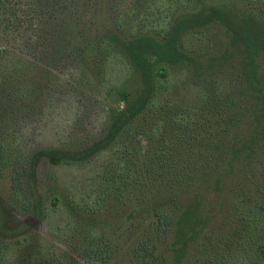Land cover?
I'll list each match as a JSON object with an SVG mask.
<instances>
[{
	"label": "trees",
	"instance_id": "16d2710c",
	"mask_svg": "<svg viewBox=\"0 0 264 264\" xmlns=\"http://www.w3.org/2000/svg\"><path fill=\"white\" fill-rule=\"evenodd\" d=\"M32 1L42 18L56 0ZM225 1L183 0V13L160 35H126L115 25L99 36L93 50L104 48L107 64L123 62L140 89L116 90L123 106L91 145L28 158L29 175L42 159L98 165L81 196H64L67 220L50 234L75 263L264 264V21ZM8 2L0 0V13ZM176 68L197 87L189 104L169 98ZM101 156L106 161L97 164ZM22 183L16 177L13 187ZM60 202L52 197V212ZM37 207L31 203V214L40 219Z\"/></svg>",
	"mask_w": 264,
	"mask_h": 264
},
{
	"label": "rangeland",
	"instance_id": "374dc122",
	"mask_svg": "<svg viewBox=\"0 0 264 264\" xmlns=\"http://www.w3.org/2000/svg\"><path fill=\"white\" fill-rule=\"evenodd\" d=\"M32 2L9 0L0 13V264H77L50 234L67 220L64 196L70 191L81 196L98 165L54 166L42 159L29 175L26 162L36 150L91 145L102 136L110 112L123 106L116 90L126 87L136 94L140 89L135 76H126L123 62L111 58L107 64L104 48L93 50L99 36L115 25L126 35L163 34L186 5L183 0H93L88 6L81 0H56L40 18ZM192 2L200 7L222 0ZM225 2L242 16L253 13L264 21V0ZM196 93L186 70L176 68L169 98L189 104ZM105 161L101 156L96 162ZM16 177L23 183L13 187ZM53 196L61 198L59 211L52 212ZM224 196L217 195L216 203ZM31 203L39 205L33 214L40 211V219L32 216ZM111 215L108 223L116 229L118 221Z\"/></svg>",
	"mask_w": 264,
	"mask_h": 264
}]
</instances>
